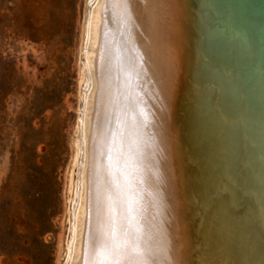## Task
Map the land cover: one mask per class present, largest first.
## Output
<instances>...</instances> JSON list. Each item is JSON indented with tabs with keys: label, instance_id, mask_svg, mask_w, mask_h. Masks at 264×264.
<instances>
[{
	"label": "bare ground",
	"instance_id": "obj_1",
	"mask_svg": "<svg viewBox=\"0 0 264 264\" xmlns=\"http://www.w3.org/2000/svg\"><path fill=\"white\" fill-rule=\"evenodd\" d=\"M205 2L87 0L66 264H113L125 241L120 264H264V0H234L230 39Z\"/></svg>",
	"mask_w": 264,
	"mask_h": 264
},
{
	"label": "rangeland",
	"instance_id": "obj_2",
	"mask_svg": "<svg viewBox=\"0 0 264 264\" xmlns=\"http://www.w3.org/2000/svg\"><path fill=\"white\" fill-rule=\"evenodd\" d=\"M86 3L0 0V264L66 263Z\"/></svg>",
	"mask_w": 264,
	"mask_h": 264
},
{
	"label": "snow or ice",
	"instance_id": "obj_3",
	"mask_svg": "<svg viewBox=\"0 0 264 264\" xmlns=\"http://www.w3.org/2000/svg\"><path fill=\"white\" fill-rule=\"evenodd\" d=\"M137 167H143V165L138 163ZM146 171H147V169H145V172ZM146 180H147V176H145L144 179L141 180V183H145ZM151 195H152V193H149V196H151ZM149 203H150V201H146L144 205H141V208L139 211H140V217L142 220L146 219L144 216V213L146 212L147 204H149ZM96 209H97V215L100 219L101 225L103 227L109 229V231L106 234L107 238L114 239L115 230L112 227L113 221H114L113 204L109 203L106 206L103 199L98 195L97 196ZM134 211H135V209L132 207L131 202H129L127 204L125 210H124L123 218L125 220H128L129 222H131L132 214ZM147 223H150V222H147ZM137 231L139 233V230H137ZM124 233L126 236L128 235V230L126 228L124 229ZM140 238L141 237L139 234L135 237V241L132 243L131 251L134 253H140L142 255L143 253H142V250H141L140 245H139ZM127 244H128V242L125 241L124 246H120V245L114 246L112 254L114 257H116V259H114L113 264H120L119 257L124 256V255H130V253L128 252ZM128 264H150V262L147 259H129Z\"/></svg>",
	"mask_w": 264,
	"mask_h": 264
},
{
	"label": "water",
	"instance_id": "obj_4",
	"mask_svg": "<svg viewBox=\"0 0 264 264\" xmlns=\"http://www.w3.org/2000/svg\"><path fill=\"white\" fill-rule=\"evenodd\" d=\"M202 1L204 2L205 0H202ZM206 2H209V8L213 12V16H212L213 18L211 19V25H210V29H209L210 35L218 37V36H221L223 34L224 35L226 34L225 36L227 39L232 38L233 36L231 35V33L234 30L233 25L237 19L234 0H213V1L206 0ZM84 3H86V0H82V7H83ZM89 6H90V3H86V8H88ZM82 14H83V12L81 9L80 20L82 18ZM225 31H226V33H225ZM78 51H79V48H77V51H76V63H77V58H78ZM75 112H76V110H75ZM91 141H92L93 145L96 146L98 141H95V142L93 140H91ZM91 141H89V144L91 143ZM71 148H73L72 144H71ZM72 153H73V150H72ZM72 153H71V156H72ZM89 171H90V168H88V172ZM91 171H92V169H91ZM92 177H93V179L95 178L94 176H92ZM91 192H92V190H91ZM91 218H92V214H90L88 223H86V225H85L86 226L85 227L86 228V234H87V236H86L87 242L90 239L89 233L91 230V222H90ZM63 226H65V223ZM155 260H158V259L155 257ZM215 261H218V258H216ZM64 264H66V263H64Z\"/></svg>",
	"mask_w": 264,
	"mask_h": 264
}]
</instances>
